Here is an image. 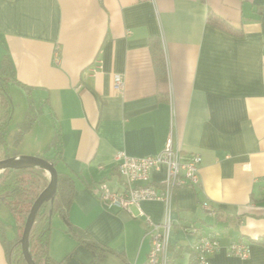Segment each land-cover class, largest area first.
I'll return each mask as SVG.
<instances>
[{"label":"crops","instance_id":"crops-1","mask_svg":"<svg viewBox=\"0 0 264 264\" xmlns=\"http://www.w3.org/2000/svg\"><path fill=\"white\" fill-rule=\"evenodd\" d=\"M4 60L10 93L43 103L49 125L44 138L35 121L17 145L0 144V159L41 156L59 135L55 167L75 187L68 219L114 252L99 264H145V216L161 223L164 204L142 201L140 214L107 205L99 191L122 189L117 152L156 154L169 135L201 163L198 183L172 196L166 264L194 262L192 228L219 244L209 264H264V0H0ZM165 174L151 171L148 184L161 188ZM17 231L15 222L11 241ZM234 242L247 257L227 251ZM6 243L0 233V264H11ZM77 246L54 214L50 256L64 261Z\"/></svg>","mask_w":264,"mask_h":264},{"label":"trees","instance_id":"trees-1","mask_svg":"<svg viewBox=\"0 0 264 264\" xmlns=\"http://www.w3.org/2000/svg\"><path fill=\"white\" fill-rule=\"evenodd\" d=\"M209 21L224 30L232 31L231 26L224 20L209 16ZM158 55L159 52L156 51ZM161 81L164 80L163 68L159 70ZM11 68L8 61L4 60L0 66V144L6 142L7 128L14 111L11 103L9 82ZM31 101L29 100V103ZM31 107V106H30ZM33 119L31 113L24 115L13 135V145H17L23 134L31 127ZM59 135L55 133L52 145L55 147V156L51 160L56 165V158L61 157ZM44 170L40 168L5 169L0 172V206H5L13 215L17 224V237L11 243H6L7 256L11 264H26L19 239L26 221L30 207L41 190V184L46 186L48 179L43 176ZM58 181L54 195L45 200L36 213L33 226L29 234V249L35 264H64V261H56L49 254V241L51 232V218L54 214L61 216L66 224V233L75 239L78 245L86 246L93 253V263L99 264L106 254L114 253L105 245L99 244L84 230L74 226L68 219V211L73 202L74 180L66 173L57 171ZM256 241H262L257 238ZM194 262L197 261L196 249Z\"/></svg>","mask_w":264,"mask_h":264},{"label":"built area","instance_id":"built-area-1","mask_svg":"<svg viewBox=\"0 0 264 264\" xmlns=\"http://www.w3.org/2000/svg\"><path fill=\"white\" fill-rule=\"evenodd\" d=\"M122 78L114 76V88H122ZM201 157L192 155L184 157L181 150L174 146V141L169 135L163 149L152 155L132 156L124 151L115 154V167L122 180L121 190H110L107 187L100 189L99 198L109 206L129 210L136 206L140 210L142 201L158 200L164 204L165 217L161 223H155L149 216H145L147 233L151 237V247L145 264H166L169 234L173 226L171 199L177 187L186 184H196L199 179V165ZM165 168L166 174L161 188L148 184L150 172ZM191 230V229H190ZM197 234L194 248L197 252L199 264H209V258L218 250L219 244L215 239L198 235V230L192 228ZM227 251L242 258L248 256L249 249L243 243L234 242Z\"/></svg>","mask_w":264,"mask_h":264},{"label":"water","instance_id":"water-1","mask_svg":"<svg viewBox=\"0 0 264 264\" xmlns=\"http://www.w3.org/2000/svg\"><path fill=\"white\" fill-rule=\"evenodd\" d=\"M40 168L48 175V182L34 199L27 214L19 243L26 264H35L29 249V234L33 226L36 213L42 203L51 198L57 188L58 173L54 163L40 156L19 155L0 159V172L5 169ZM64 264H94L93 253L84 245H78L73 252L64 260Z\"/></svg>","mask_w":264,"mask_h":264},{"label":"rangeland","instance_id":"rangeland-1","mask_svg":"<svg viewBox=\"0 0 264 264\" xmlns=\"http://www.w3.org/2000/svg\"><path fill=\"white\" fill-rule=\"evenodd\" d=\"M11 103L13 105L14 111L12 114V118L9 122L8 128H7V135H6V144L12 145L13 141V134L16 128L19 126V123H21L24 119V115L27 112L31 113V117L33 119V122L36 121L35 125V133L36 135L43 137L48 125H49V119L48 117L45 118L46 115V107L43 103L39 102H27V95L22 91V89H12L11 93ZM31 106V107H30ZM20 149H16V151H19ZM12 151V148L10 150V153ZM56 150L55 147L52 145L51 147H48L40 157L45 159H52L54 158ZM7 153V152H6ZM0 156H1V148H0ZM43 188V184H41V189ZM14 223L15 219L13 215L8 212V210L1 208L0 209V233L3 235V237L6 239L7 243H11L12 241V234L14 231ZM65 223V221H64ZM14 241V240H13Z\"/></svg>","mask_w":264,"mask_h":264}]
</instances>
